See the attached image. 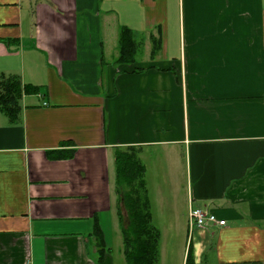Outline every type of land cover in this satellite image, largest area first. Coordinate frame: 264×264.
<instances>
[{"label": "crops", "instance_id": "obj_1", "mask_svg": "<svg viewBox=\"0 0 264 264\" xmlns=\"http://www.w3.org/2000/svg\"><path fill=\"white\" fill-rule=\"evenodd\" d=\"M12 77L28 90L16 120L0 111V264H127L115 155L132 147L170 225L160 264L175 225L182 264H264V0H0ZM192 208L227 226L190 233Z\"/></svg>", "mask_w": 264, "mask_h": 264}, {"label": "trees", "instance_id": "obj_2", "mask_svg": "<svg viewBox=\"0 0 264 264\" xmlns=\"http://www.w3.org/2000/svg\"><path fill=\"white\" fill-rule=\"evenodd\" d=\"M119 63L134 61L139 51L135 34L122 28ZM23 89L17 77L0 82V111L16 120ZM116 190L119 195V216L127 264H160L161 232L153 224L152 208L146 183V168L139 149H117L115 155ZM187 264H195L191 250Z\"/></svg>", "mask_w": 264, "mask_h": 264}, {"label": "rangeland", "instance_id": "obj_3", "mask_svg": "<svg viewBox=\"0 0 264 264\" xmlns=\"http://www.w3.org/2000/svg\"><path fill=\"white\" fill-rule=\"evenodd\" d=\"M156 226H159V228L163 229L165 232L166 227L170 225H156ZM175 228L176 229L170 230V232L173 233V236L168 234V237L171 239V241L166 240L162 245L163 261L164 259H166L164 264H182L184 248L187 244V238H186L187 230L185 225H175ZM175 235H177L176 238H174ZM168 241L170 242V244L168 243ZM117 250L118 247L115 246L114 247L115 254H117Z\"/></svg>", "mask_w": 264, "mask_h": 264}, {"label": "built area", "instance_id": "obj_4", "mask_svg": "<svg viewBox=\"0 0 264 264\" xmlns=\"http://www.w3.org/2000/svg\"><path fill=\"white\" fill-rule=\"evenodd\" d=\"M227 221L220 220L210 211L203 209H191L189 213V230L190 233L196 229H209L211 227H226Z\"/></svg>", "mask_w": 264, "mask_h": 264}]
</instances>
